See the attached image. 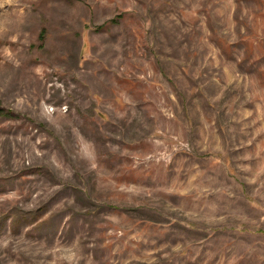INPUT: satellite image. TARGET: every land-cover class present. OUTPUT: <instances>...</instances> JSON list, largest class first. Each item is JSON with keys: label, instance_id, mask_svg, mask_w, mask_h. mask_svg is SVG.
Returning <instances> with one entry per match:
<instances>
[{"label": "rangeland", "instance_id": "374dc122", "mask_svg": "<svg viewBox=\"0 0 264 264\" xmlns=\"http://www.w3.org/2000/svg\"><path fill=\"white\" fill-rule=\"evenodd\" d=\"M0 264H264V0H0Z\"/></svg>", "mask_w": 264, "mask_h": 264}]
</instances>
